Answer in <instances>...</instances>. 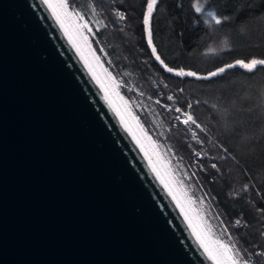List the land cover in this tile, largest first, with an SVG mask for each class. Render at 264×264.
I'll return each mask as SVG.
<instances>
[{
	"label": "water",
	"instance_id": "obj_1",
	"mask_svg": "<svg viewBox=\"0 0 264 264\" xmlns=\"http://www.w3.org/2000/svg\"><path fill=\"white\" fill-rule=\"evenodd\" d=\"M0 264H211L42 0H0Z\"/></svg>",
	"mask_w": 264,
	"mask_h": 264
},
{
	"label": "trees",
	"instance_id": "obj_2",
	"mask_svg": "<svg viewBox=\"0 0 264 264\" xmlns=\"http://www.w3.org/2000/svg\"><path fill=\"white\" fill-rule=\"evenodd\" d=\"M208 1L219 24L207 25L194 0H157L150 19L164 64L207 79L169 73L155 59L143 24L147 0L68 3L85 17L92 47L208 226L228 229L224 240L232 237L247 264H264V66L235 63L264 59V0ZM177 107L201 128L179 123Z\"/></svg>",
	"mask_w": 264,
	"mask_h": 264
},
{
	"label": "snow or ice",
	"instance_id": "obj_3",
	"mask_svg": "<svg viewBox=\"0 0 264 264\" xmlns=\"http://www.w3.org/2000/svg\"><path fill=\"white\" fill-rule=\"evenodd\" d=\"M42 2L49 8L61 30L68 38L69 43L72 44V46L76 49L77 54L80 55L81 59L85 61V66L89 68L93 79L97 81L98 85L105 95L106 101L109 102V106L113 108V111L120 119L122 125L125 126V130L129 132L133 140L140 147L141 151L144 152L145 158L148 159L149 166L152 168L154 174L157 176V179L160 180L165 190L172 197L173 201H175L177 207L180 209L181 214L184 216L185 221L193 236L196 238L198 245L205 253L206 259L211 261V264H247L246 258L242 257L240 250L236 248L235 244L230 243L232 237H228V242L224 240L223 234L227 233L228 229L224 228L222 230V233L217 234L212 227L204 223V218L199 216L198 213L195 216L190 214L195 211V208L194 206H188L194 205V202L190 199V197H188L187 192L183 191L184 184L182 181L178 180L175 177V169L167 166L164 173L162 174L161 170L157 168L156 163L153 162L152 157L149 155V151L145 148L144 141L148 142V145L153 150L154 154L158 149V144L155 140L152 139L151 136L147 134L137 117L132 115L131 110L128 106L129 102L125 100V98L117 91V89L120 88L119 83L115 81L110 72H107V70H105L106 79L110 82L106 85L105 82L102 81L92 70L88 61L85 59V55L81 47L82 43L84 47H87L88 52L93 57H95V52L92 50L91 42L89 39L92 29L89 27V24L85 22V17L72 9L70 4L68 3V0H42ZM156 4L157 0H147V11L143 16L144 30L147 34V42L148 46L151 48L152 55L158 62H160L164 70L169 73H174L177 76L195 77L197 79L209 78L208 76L199 77L195 72L192 71H176L164 64V61L157 53V49L153 47L152 33L150 30V19L152 17V13ZM197 9L199 10V5H197ZM117 15L119 19H124V16L122 14ZM209 15H212V13H209ZM216 23L219 24L220 21L216 20ZM100 51H103V49H100ZM96 62L99 65L98 58H96ZM237 63L242 67H245L249 71H252L258 65L264 66V59H253L248 63L237 61ZM227 67L231 68L233 67V65H228ZM225 70L226 69L224 67H221L217 69V71L211 72L209 76H216L218 73H223ZM113 95H115V97L119 99L121 105L118 106L115 104V101L112 100ZM167 99L169 101H172L173 97L169 96ZM156 103L160 104V101L157 100ZM161 107L166 106L161 104ZM188 107L191 108L192 105L189 104ZM175 112L179 114L175 117V119L179 123H182L185 126L191 124L195 125V127L198 129L201 128V125L197 123L192 114L183 111L179 107L175 108ZM125 113L130 116L133 121H135L136 128L139 130L140 135H137L136 131L133 130L132 126L125 119ZM157 163H161V161L158 160ZM211 167L216 168L217 166L215 164H212ZM236 223L239 224L240 221H237ZM257 255H262V253H257Z\"/></svg>",
	"mask_w": 264,
	"mask_h": 264
},
{
	"label": "rangeland",
	"instance_id": "obj_4",
	"mask_svg": "<svg viewBox=\"0 0 264 264\" xmlns=\"http://www.w3.org/2000/svg\"><path fill=\"white\" fill-rule=\"evenodd\" d=\"M197 5H199V10L197 9ZM194 7L196 9V11L199 13V15L204 19L205 23L209 26H212L216 20H219V16L217 15L216 11L214 10L213 6L209 3L208 0H194ZM147 11V5H146V10ZM209 13H212V15H209ZM92 46V43H91ZM81 47L83 49L84 55H85V59L88 61L89 65L91 66L92 70L98 75V77L105 82V84H109L110 82L107 81L106 76H105V70H107V72H110L107 67L105 66V64L102 62V60L100 59L99 55L97 54V52L95 51V49L92 47V50L95 52V57H93L89 52L87 47H84L83 44L81 43ZM81 57V56H80ZM96 58L99 59V65L96 62ZM255 59V58H254ZM253 59H250L248 61H243L245 63L250 62ZM259 60V59H256ZM84 61V60H83ZM85 63V61H84ZM237 63V62H235ZM238 64V63H237ZM240 65V64H239ZM241 66V65H240ZM245 68V67H244ZM89 69V68H88ZM90 71V70H89ZM112 75V74H111ZM113 77V75H112ZM116 81V80H115ZM97 82V81H96ZM117 91L120 93V91L117 89ZM121 95V93H120ZM112 100L115 101L116 105H121V102L119 101V99L117 97H115V95L112 96ZM129 106V105H128ZM123 110V109H122ZM132 113V112H131ZM133 115V114H132ZM125 119L128 121V123L132 126L133 130L136 131L137 135H140L139 130L136 128V124L135 121H133L131 119L130 116H128L125 113ZM144 145L145 148L149 151V155L152 157V160L154 163H156V166L158 169L161 170V173L163 174L165 171V168L167 166H170V164L167 163V161L165 160V158L161 155V153L158 151V149L156 150V153H153V150L149 147L148 142L144 141ZM140 148V147H139ZM144 154V152H142ZM145 156V154H144ZM148 160V159H147ZM160 160L161 163H157V161ZM176 177V174H175ZM177 178V177H176ZM183 191L187 190L184 188ZM188 197H190V199L193 201L192 197L190 196V194L187 192ZM172 198V197H171ZM173 200V199H172ZM175 203V201H173ZM176 204V203H175ZM177 206V205H176ZM195 208V211L190 213L191 215L195 216L197 213L199 214V216L203 217L201 212L198 210V208L195 205H189L188 207H193ZM179 209V208H178ZM180 210V209H179ZM181 212V211H180ZM183 216V215H182ZM184 217V216H183ZM185 219V218H184ZM204 223L206 225H208L206 223V221L204 220Z\"/></svg>",
	"mask_w": 264,
	"mask_h": 264
},
{
	"label": "bare ground",
	"instance_id": "obj_5",
	"mask_svg": "<svg viewBox=\"0 0 264 264\" xmlns=\"http://www.w3.org/2000/svg\"><path fill=\"white\" fill-rule=\"evenodd\" d=\"M68 39V38H67ZM72 45V44H71ZM73 47V46H72ZM74 48V47H73ZM74 50L76 51V49L74 48ZM77 52V51H76ZM79 57H80V55H79ZM81 58V57H80ZM82 60V59H81ZM83 61V60H82ZM83 63H84V61H83ZM85 64V63H84ZM87 69H88V67H86ZM88 71H89V69H88ZM90 72V71H89ZM91 74V73H90ZM91 76H92V74H91ZM93 77V76H92ZM95 82H96V80H95ZM97 83V82H96ZM97 85H98V83H97ZM98 87L100 88V86L98 85ZM100 90H101V88H100ZM102 91V90H101ZM103 93V92H102ZM104 94V93H103ZM105 96V95H104ZM125 127V126H124ZM129 133V132H128ZM131 136V135H130ZM132 137V136H131ZM133 139V138H132ZM135 142V141H134ZM136 143V142H135ZM136 145H137V143H136ZM137 147L139 148V146L137 145ZM139 150L141 151V149L139 148ZM142 152V151H141ZM142 155L144 156V154L142 153ZM144 158H145V156H144ZM146 159V158H145ZM147 160V159H146ZM147 162H148V160H147ZM148 164H149V162H148ZM169 195V194H168ZM170 196V195H169ZM170 198H171V196H170ZM172 199V198H171ZM173 201V200H172ZM181 213V212H180ZM182 215V214H181ZM183 217V216H182ZM184 218V217H183Z\"/></svg>",
	"mask_w": 264,
	"mask_h": 264
}]
</instances>
